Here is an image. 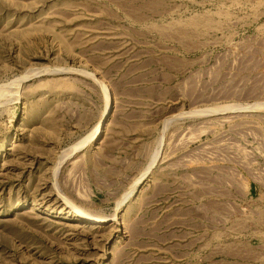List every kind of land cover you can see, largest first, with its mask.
I'll list each match as a JSON object with an SVG mask.
<instances>
[{
	"label": "rangeland",
	"instance_id": "374dc122",
	"mask_svg": "<svg viewBox=\"0 0 264 264\" xmlns=\"http://www.w3.org/2000/svg\"><path fill=\"white\" fill-rule=\"evenodd\" d=\"M107 92L168 118L129 183L75 162ZM236 115L263 143L264 0H0V264H243L216 197L234 176L204 164L247 162L214 148Z\"/></svg>",
	"mask_w": 264,
	"mask_h": 264
},
{
	"label": "crops",
	"instance_id": "0c3cea01",
	"mask_svg": "<svg viewBox=\"0 0 264 264\" xmlns=\"http://www.w3.org/2000/svg\"><path fill=\"white\" fill-rule=\"evenodd\" d=\"M113 109L112 103L98 139L81 150V157L75 159L76 163L84 164L94 182L104 181L107 185L129 183L133 176L137 178L142 174L161 143L168 119L156 121L143 112L122 113L117 117ZM103 112L92 115L91 122H95L92 129L100 122ZM226 119L220 129L221 138L214 143V148L225 152L251 154L246 153L248 159L246 158L247 162L243 165L229 164L224 160L204 164L209 165L206 168H219L223 179H227L228 174L234 176L230 180L235 188L229 192L225 183L226 195H216L221 204L218 212L220 222L235 225L237 229L241 227L243 232L237 240L239 249L234 254L243 256V264H264V134H261L263 143L255 147L254 143L258 139L255 135V125L259 124L256 123L255 116L236 115ZM176 122L178 121H172L169 125ZM209 143L213 144L210 141ZM199 148V151L206 150L203 144ZM162 170L163 168L157 167L150 179L162 181ZM174 178L173 173L172 180ZM230 206L234 207L235 211L229 209ZM175 212L171 210L172 215ZM209 214H213L212 210Z\"/></svg>",
	"mask_w": 264,
	"mask_h": 264
},
{
	"label": "bare ground",
	"instance_id": "6f19581e",
	"mask_svg": "<svg viewBox=\"0 0 264 264\" xmlns=\"http://www.w3.org/2000/svg\"><path fill=\"white\" fill-rule=\"evenodd\" d=\"M106 101H107V103H106V110L103 112L101 121L96 126V128L93 130V132L91 133V135L89 137V140H88V145L91 144V143H93L94 141H96L98 139V137L101 134V131L103 129V126L105 124L106 118H107V116L110 113V110L112 108V100H111V97H110V94L109 93L107 95ZM86 145H87V143H86ZM76 212L78 213V216L81 219L85 220V221H89V222H93V223H105L106 222V219L105 218H102L100 216H95V215L83 213V212H80V211H76ZM114 220H116V218H114ZM114 222H116V221H114Z\"/></svg>",
	"mask_w": 264,
	"mask_h": 264
}]
</instances>
